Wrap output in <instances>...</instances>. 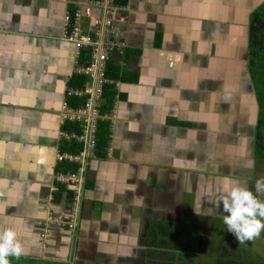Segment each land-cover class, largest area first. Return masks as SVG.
<instances>
[{
    "label": "crops",
    "instance_id": "0c3cea01",
    "mask_svg": "<svg viewBox=\"0 0 264 264\" xmlns=\"http://www.w3.org/2000/svg\"><path fill=\"white\" fill-rule=\"evenodd\" d=\"M89 1L0 0V231L14 228L25 249L10 264H171L167 253L187 236L195 246L184 253L201 254L210 230L236 243L216 201L225 180L254 194L261 180L247 45L264 0L117 5L125 49L110 58L120 72L115 119L105 158L86 168L70 231L49 220L68 208L55 182L60 146L69 145L59 133L67 89L83 78L63 24ZM151 236L167 243L156 247L161 260L148 259Z\"/></svg>",
    "mask_w": 264,
    "mask_h": 264
},
{
    "label": "built area",
    "instance_id": "2783aa9c",
    "mask_svg": "<svg viewBox=\"0 0 264 264\" xmlns=\"http://www.w3.org/2000/svg\"><path fill=\"white\" fill-rule=\"evenodd\" d=\"M121 8L115 4V0H91L84 10L77 8L73 13L68 11L64 18L63 39L74 46L77 60L75 74L85 78L82 88H68L66 96L85 100L77 109L71 108L67 102L63 103L61 127L75 125L78 131H61L59 137L65 143L81 146V151L77 155H57V165H76L77 168L73 172L56 174V184L64 186L70 192V200L64 218L62 216L49 220L63 224L70 231L77 227L86 168L90 161L96 159L97 124L103 119L109 121L111 126L115 119L113 108L109 115L101 117L100 106L105 86L112 88L116 94L115 100L118 97L117 85L106 78L105 71L110 58L125 49L124 40L117 27L122 21L119 15ZM81 52L87 55L84 63L78 62Z\"/></svg>",
    "mask_w": 264,
    "mask_h": 264
},
{
    "label": "trees",
    "instance_id": "16d2710c",
    "mask_svg": "<svg viewBox=\"0 0 264 264\" xmlns=\"http://www.w3.org/2000/svg\"><path fill=\"white\" fill-rule=\"evenodd\" d=\"M127 0H115L116 5L126 4ZM248 72L250 76L251 83L254 87V92L256 96V101L258 104V119L254 131V160L255 163L259 166H262L264 169V3L261 4L256 10H254L250 16L249 21V35H248ZM87 60V55L85 52H81L79 62L84 63ZM105 76L108 80H111L113 83H117L120 80V72L113 66L111 62L106 64ZM77 80H73L70 83V88L75 89L82 88L85 83V79L76 77ZM116 94L112 91V88L109 86H105L103 89L102 103L100 106V115L107 116L113 108L115 103ZM70 107L73 109H77L80 105L84 104V100H76L74 98H69ZM67 102V101H66ZM67 102V104H69ZM110 123L106 120H100L97 124V132H96V144H95V158L96 159H104L106 156V152L108 149V144L110 141ZM78 131L76 126H71L67 124L62 131ZM61 152H67L72 155H77L81 151V146L72 144H64L62 143L60 146ZM77 168L76 165H67L61 164L57 165L56 173H69L75 171ZM63 188L58 186V191H62ZM68 199L70 200V192L67 194ZM166 226L164 224H154L153 230L158 231L159 228ZM192 241H189L191 244L195 242L194 237H191ZM222 242L220 244L222 247H214L212 245L208 246V254L207 258L201 259L198 256L192 255L191 252L183 253L182 240L179 238L176 243L175 240L170 241L171 248H179L177 249V253L168 254L167 256L169 261L173 264H264V261H259L256 263L255 261H248L242 257L243 251L241 244H234L232 242V246H230V242ZM219 242V243H220ZM166 242H162L161 244L156 242V236L154 239L149 238L148 244V259L149 260H161V256H157L155 253L156 247L158 248L166 246ZM168 247V246H167ZM192 244L190 245V249H192ZM175 252V251H173ZM182 253V254H179ZM201 260V261H200Z\"/></svg>",
    "mask_w": 264,
    "mask_h": 264
},
{
    "label": "clouds",
    "instance_id": "9594fccd",
    "mask_svg": "<svg viewBox=\"0 0 264 264\" xmlns=\"http://www.w3.org/2000/svg\"><path fill=\"white\" fill-rule=\"evenodd\" d=\"M255 189L256 194L239 182L225 180L218 191L216 206L222 203L227 213L223 223L241 244L259 237L264 230V200L257 195L264 196V179L256 181ZM24 254L23 243L14 228L0 231V264H10L9 257L19 258Z\"/></svg>",
    "mask_w": 264,
    "mask_h": 264
},
{
    "label": "rangeland",
    "instance_id": "374dc122",
    "mask_svg": "<svg viewBox=\"0 0 264 264\" xmlns=\"http://www.w3.org/2000/svg\"><path fill=\"white\" fill-rule=\"evenodd\" d=\"M259 172H261V173H259L258 179H261V180L264 179V169L261 168ZM260 197L262 198V200H264V196H260ZM52 223H53V221H52ZM54 223L60 224L59 222H54ZM218 230H219V232H221L220 229H218ZM210 232L212 233V235L205 238L208 242L204 243V248H203V246H201V248H203L202 251L200 252L201 254H199V251L197 254L193 253L195 256H198L201 259H203L204 257H207V255L210 254L208 252L209 251L208 250L209 245H212L214 247H222L220 245V244H222V242H220V241H223V242L229 241L230 246L234 247L232 245V241H231L230 237L226 236L225 234L224 235L218 234V235L214 236L213 231L210 230ZM226 234H227V230H226ZM190 240H192V238L190 236H187V243L183 247V253L186 250H191L190 249L191 244L189 243ZM234 244L237 245V244H241V243H239V241H237ZM241 245H243L242 250H244L243 251L244 257H242V258H244L248 261H255L256 263H258L259 261H264V230L261 231V234L259 237L255 238L251 241H246L245 243H243Z\"/></svg>",
    "mask_w": 264,
    "mask_h": 264
},
{
    "label": "flooded vegetation",
    "instance_id": "af4514ba",
    "mask_svg": "<svg viewBox=\"0 0 264 264\" xmlns=\"http://www.w3.org/2000/svg\"><path fill=\"white\" fill-rule=\"evenodd\" d=\"M191 244H192L193 247L195 246V243L194 242H192ZM205 258H207V257H204L203 259H205ZM171 264H173V263L171 262Z\"/></svg>",
    "mask_w": 264,
    "mask_h": 264
}]
</instances>
